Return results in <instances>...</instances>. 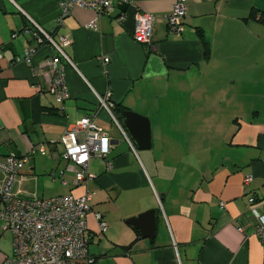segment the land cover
Masks as SVG:
<instances>
[{"label": "crops", "instance_id": "obj_1", "mask_svg": "<svg viewBox=\"0 0 264 264\" xmlns=\"http://www.w3.org/2000/svg\"><path fill=\"white\" fill-rule=\"evenodd\" d=\"M61 1L0 0V157L29 156L15 189L32 195L39 174L63 169L62 132L95 114L112 138V168L105 171L94 158L95 178L86 186L54 179L60 194L90 191L91 211L108 223L98 233L88 214L92 264H264V244L247 219L248 197L264 200V24L247 17L252 9L264 11V0H187L179 32L161 19L176 0H129V6L113 0L114 9L99 15L73 7L56 28ZM136 8L157 16L148 44L132 37ZM91 20L97 30L86 27ZM32 21L70 40L64 51L75 68L65 67L70 97L62 112L48 90L52 48L42 44L24 60L34 46L25 31ZM108 93L113 104L149 118L151 148L140 150L131 140L132 150L123 139L98 106L96 94ZM38 145L46 154L33 151ZM92 183L102 193L97 202ZM151 209L150 240L126 220ZM11 252V234L0 231V262Z\"/></svg>", "mask_w": 264, "mask_h": 264}, {"label": "built area", "instance_id": "obj_2", "mask_svg": "<svg viewBox=\"0 0 264 264\" xmlns=\"http://www.w3.org/2000/svg\"><path fill=\"white\" fill-rule=\"evenodd\" d=\"M128 5L129 0H117ZM73 7L93 9L97 14L109 13L114 9L113 0H62L57 27L62 24L64 17ZM187 0H176L172 9L161 16L170 32H179L187 15ZM125 13L117 16L121 21ZM157 16L135 9L133 39L140 44H148L153 35ZM30 31L34 46L24 52V60H29L36 48L48 44L53 54L46 59L45 65L50 75L48 90L52 95L59 112L63 111L62 103L70 95L65 81V67L75 64L64 51L70 43L66 36L54 37L55 29L50 32L43 30L32 21ZM87 28L97 30L96 20L86 24ZM15 34H13L14 36ZM106 64L108 57H103ZM106 96L96 94L98 106L103 109L114 123L123 139L135 150L132 141L123 125L112 112L113 102ZM62 151L59 153L65 167L58 172H51L53 179H59L62 185L80 186L95 178L90 172L89 164L92 159L101 160L105 171L112 168L109 154L112 148V138L109 133L99 126L95 114L83 115L72 124H68L59 138ZM42 155L47 149L43 145L32 148ZM29 156L9 152L0 157V231L12 236V252L0 264H92L93 258L89 253L88 214L91 212L96 223V231L104 233L108 223L103 213L91 211L92 194L87 189L80 195L71 193L38 197L25 194L15 185L21 182L20 174ZM67 177L71 178V181ZM251 180L247 175L243 179L246 184ZM223 205V203H220ZM247 219L252 232L264 244V200H257L250 195L247 199ZM237 230L244 232V225L237 224Z\"/></svg>", "mask_w": 264, "mask_h": 264}, {"label": "water", "instance_id": "obj_3", "mask_svg": "<svg viewBox=\"0 0 264 264\" xmlns=\"http://www.w3.org/2000/svg\"><path fill=\"white\" fill-rule=\"evenodd\" d=\"M122 116V125L135 146L140 150L151 148L149 118L129 109L124 110ZM154 213V209L145 211L136 217L127 219L126 223L140 230L143 237L151 240L154 236L155 229Z\"/></svg>", "mask_w": 264, "mask_h": 264}, {"label": "rangeland", "instance_id": "obj_4", "mask_svg": "<svg viewBox=\"0 0 264 264\" xmlns=\"http://www.w3.org/2000/svg\"><path fill=\"white\" fill-rule=\"evenodd\" d=\"M188 143H192L194 142V138L193 136H189L187 138ZM45 158V157H43ZM28 164H26V167ZM43 167H46L43 166ZM192 169V168H191ZM35 170L37 172V167H35ZM49 169H45L41 174H39V178L37 177V179L34 180V182L31 183V190L29 191L30 193H34L32 195H36L38 197L40 196H49L52 194H60V188H61V184L58 180H54L52 179V177L50 176L49 172H47ZM35 172V173H36ZM38 174V173H36ZM26 185H29V183ZM91 189L93 190L94 193V201L97 202L98 198L100 197L101 191L99 190L98 186L95 183H92L91 185ZM97 199V200H96Z\"/></svg>", "mask_w": 264, "mask_h": 264}, {"label": "trees", "instance_id": "obj_5", "mask_svg": "<svg viewBox=\"0 0 264 264\" xmlns=\"http://www.w3.org/2000/svg\"><path fill=\"white\" fill-rule=\"evenodd\" d=\"M247 18H253V19H256L260 22H262L264 24V11H261V10H258V9H252L250 12H249V15ZM200 34V37L203 38V35L201 33ZM204 41V40H203ZM204 49H205V55H208L209 53V48H208V45L204 42ZM57 112H59L58 110V107H57ZM124 110H127L126 107L122 106L121 104H117L113 106L112 108V112L113 114L115 115V117L117 118V120L122 124V119H123V116H122V112ZM131 247V244L128 245V246H125L124 247V250L126 252L129 251V248ZM94 260V258H93Z\"/></svg>", "mask_w": 264, "mask_h": 264}]
</instances>
